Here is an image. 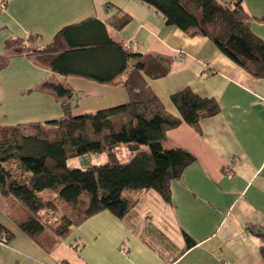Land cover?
Returning <instances> with one entry per match:
<instances>
[{
	"label": "crops",
	"instance_id": "crops-1",
	"mask_svg": "<svg viewBox=\"0 0 264 264\" xmlns=\"http://www.w3.org/2000/svg\"><path fill=\"white\" fill-rule=\"evenodd\" d=\"M244 5L253 32L264 40V0ZM120 9L133 19L120 31L107 25L118 44L173 57L167 76L148 79L166 110L180 117L171 95L190 87L216 98L221 111L204 119L201 130L184 122L167 132L169 146H181L197 160L172 181L171 202L162 199L156 215L144 212L134 223V210L126 219L102 211L67 238L58 240L49 231L32 237L12 219L22 208L7 197L14 212L0 206V223L15 235L7 245L0 242V264H264L255 232L264 227V79L249 83L208 37L167 27L160 12L139 0H11L0 13V55L10 37L41 49L65 26L105 21ZM30 35L36 39L29 43ZM127 72L100 83L56 73L32 51L14 52L0 72V126L63 118L60 102L41 87L48 80L76 91V115L126 104ZM183 231L196 241L185 252Z\"/></svg>",
	"mask_w": 264,
	"mask_h": 264
},
{
	"label": "trees",
	"instance_id": "trees-1",
	"mask_svg": "<svg viewBox=\"0 0 264 264\" xmlns=\"http://www.w3.org/2000/svg\"><path fill=\"white\" fill-rule=\"evenodd\" d=\"M139 1L160 12L167 27L208 37L249 83L264 79V40L253 32V18L244 0ZM132 19L120 9L105 21L91 18L65 26L41 49L22 37L5 41L0 72L17 51L39 54L43 65L61 75L100 83H111L128 71L124 86L130 100L126 104L74 116L76 91L48 80L41 87L60 102L63 118L0 126V192L21 206L22 212L13 213L12 219L32 237L49 231L58 240L67 238L74 227L102 211L126 219L140 201L127 197L126 190L153 189L170 203L172 181L181 179L197 157L181 146H169L167 132L184 122L201 130L204 119L221 111L216 98L190 87L171 95L180 117L166 110L148 79L167 76L173 57L127 51L108 33L107 25L120 31ZM34 39L30 35L29 43ZM74 159L90 163L75 166ZM5 163L14 164L17 173ZM47 189L56 193L53 199L38 195ZM255 232L261 237L264 258V227ZM183 234L185 252L196 241ZM14 235L0 223L2 243L9 244Z\"/></svg>",
	"mask_w": 264,
	"mask_h": 264
},
{
	"label": "rangeland",
	"instance_id": "rangeland-1",
	"mask_svg": "<svg viewBox=\"0 0 264 264\" xmlns=\"http://www.w3.org/2000/svg\"><path fill=\"white\" fill-rule=\"evenodd\" d=\"M72 114L74 116H76V113L74 112V108L72 110ZM123 158H125V155L121 156ZM94 161H100V158H94ZM90 161H84L83 159H74L72 161V164L75 166H84L89 164ZM5 166L9 169L13 168V172L17 173L16 169L14 168V164H10V163H5ZM124 194L129 197V198H140V202L138 203V205L135 207L134 209V214L133 216H130V220L132 222H134L135 217L142 215L144 212H150V214L152 215H156L159 213V209H160V202L162 201V196L160 195V193H158L156 190L153 189H131V190H126L124 192ZM38 195L43 198L44 200H48V199H53L56 196V193L52 190H44L40 193H38ZM7 196L3 195L0 192V206H4V208H6L8 211L10 212H14L12 210V205L9 201L6 200ZM135 223V222H134Z\"/></svg>",
	"mask_w": 264,
	"mask_h": 264
},
{
	"label": "built area",
	"instance_id": "built-area-1",
	"mask_svg": "<svg viewBox=\"0 0 264 264\" xmlns=\"http://www.w3.org/2000/svg\"><path fill=\"white\" fill-rule=\"evenodd\" d=\"M10 1L11 0H0V13L5 12L8 9V5H9ZM123 47L125 50L130 51L131 50V43L130 42L125 43L123 45ZM124 249L126 251V247Z\"/></svg>",
	"mask_w": 264,
	"mask_h": 264
}]
</instances>
